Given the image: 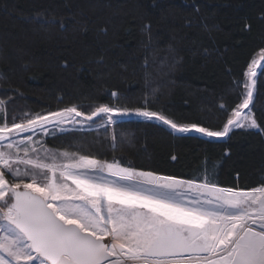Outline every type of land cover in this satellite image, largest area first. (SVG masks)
<instances>
[{"label":"trees","instance_id":"trees-1","mask_svg":"<svg viewBox=\"0 0 264 264\" xmlns=\"http://www.w3.org/2000/svg\"><path fill=\"white\" fill-rule=\"evenodd\" d=\"M262 51L264 0H0V120L72 106L85 114L127 108L113 123L53 132L43 144L251 191L264 187V63L249 105L257 128L222 138L179 134L134 110L222 130Z\"/></svg>","mask_w":264,"mask_h":264},{"label":"snow or ice","instance_id":"snow-or-ice-1","mask_svg":"<svg viewBox=\"0 0 264 264\" xmlns=\"http://www.w3.org/2000/svg\"><path fill=\"white\" fill-rule=\"evenodd\" d=\"M258 67L255 59L248 65L246 93L222 130L157 111L134 114L206 137L257 128L249 105ZM101 114L113 123L130 110L100 105L85 114L72 106L0 125V264H264V187L234 191L67 152L42 157L33 136L24 137L69 116Z\"/></svg>","mask_w":264,"mask_h":264},{"label":"rangeland","instance_id":"rangeland-1","mask_svg":"<svg viewBox=\"0 0 264 264\" xmlns=\"http://www.w3.org/2000/svg\"><path fill=\"white\" fill-rule=\"evenodd\" d=\"M261 59H262L261 57H258L256 60L261 61ZM5 105H6V103L4 102V110L0 111V119H1V115L4 116V114H5V109H6ZM245 111H247V110H245ZM103 116L106 117V118H104L100 123H98V124L96 123V124H93V125L91 123L95 122L96 120L95 121H85L81 117L69 116V117L65 118L63 124H59V125H57V124H49V125L46 126V128L43 131L37 130L36 133H25L24 137L26 138L28 135H32L33 136V140L35 141V143L33 145H31V146L32 147H36L37 149H39L40 150V155L42 157L45 155V151H47L49 155L55 154L58 159H63L62 157L59 156V153H61L63 151L52 150V149L46 147L43 144V141H44L45 137H47L48 135H50L53 132H64V131H68L70 129H75V128L85 129V128H93V127H98V126H104V125H106V122L108 121V118H107L106 115H103ZM103 116H101V117H103ZM118 117H121V116H118ZM112 118H115V116L113 115ZM3 123H8V122H7V120H5L3 122H1V120H0V125H2ZM45 132H47L46 135L44 134ZM17 139H21V137H18ZM21 155H23V153H21ZM30 155H35V154L34 153H30ZM73 157L74 158H78V156H76V155H73ZM21 169H23V166H21ZM7 178H10V176L7 177ZM24 179H25L26 182H28V178H24ZM234 191H247V190H234Z\"/></svg>","mask_w":264,"mask_h":264},{"label":"water","instance_id":"water-1","mask_svg":"<svg viewBox=\"0 0 264 264\" xmlns=\"http://www.w3.org/2000/svg\"><path fill=\"white\" fill-rule=\"evenodd\" d=\"M264 63V58L260 61V65L262 66V64ZM261 67H258L257 68V72H258V70L260 69ZM257 77V76H256ZM256 77L254 78V79H256ZM253 94H254V90H253ZM104 114H101L100 116H98V117H95L92 121H95V120H97L99 117H101V116H103ZM115 116V115H114ZM137 116V115H136ZM139 117V116H138ZM141 118H143V117H141ZM146 119V118H145ZM233 128H235V127H233ZM232 128V129H233ZM231 129V130H232ZM230 130V131H231ZM190 133H193V134H199V133H195V132H190ZM179 134H187V133H179Z\"/></svg>","mask_w":264,"mask_h":264},{"label":"bare ground","instance_id":"bare-ground-1","mask_svg":"<svg viewBox=\"0 0 264 264\" xmlns=\"http://www.w3.org/2000/svg\"><path fill=\"white\" fill-rule=\"evenodd\" d=\"M246 112V111H245Z\"/></svg>","mask_w":264,"mask_h":264}]
</instances>
